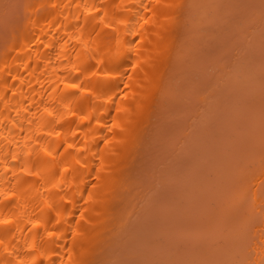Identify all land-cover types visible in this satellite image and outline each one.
I'll return each instance as SVG.
<instances>
[{"label": "bare ground", "instance_id": "bare-ground-1", "mask_svg": "<svg viewBox=\"0 0 264 264\" xmlns=\"http://www.w3.org/2000/svg\"><path fill=\"white\" fill-rule=\"evenodd\" d=\"M21 1L0 264H264V0Z\"/></svg>", "mask_w": 264, "mask_h": 264}, {"label": "rangeland", "instance_id": "rangeland-1", "mask_svg": "<svg viewBox=\"0 0 264 264\" xmlns=\"http://www.w3.org/2000/svg\"><path fill=\"white\" fill-rule=\"evenodd\" d=\"M15 3H13V5H14ZM17 5H21V6H25V3L23 2V0L20 2V3H18ZM12 6V5H11ZM7 7H10V5L9 6H7ZM13 7V6H12ZM16 8H17V6H16ZM10 9H11V7H10ZM15 9V8H14ZM9 9H7V11H8ZM17 10V9H16ZM19 10V9H18ZM21 10H22V7H21ZM2 11V10H1ZM0 11V12H1ZM15 10H13V12H12V15H13V13L15 14L16 12H14ZM24 11V7H23V10H22V13H24L23 12ZM11 12V11H10ZM2 13H0V15H1ZM24 14H21V16H23ZM20 16V17H21ZM0 18H2V17H0ZM23 18H24V16H23ZM23 18H21V19H23ZM18 19V18H17ZM16 19V20H17ZM19 20V19H18ZM17 20V21H18ZM13 21H15V20H13ZM10 23H12V22H10ZM16 23V22H15ZM13 25V24H12ZM2 28H4V27H2ZM10 28V27H9ZM11 29V28H10ZM6 30V29H5ZM1 31H2V29H1ZM3 31H4V29H3ZM10 31V30H9ZM1 33H4V32H1ZM8 33V32H7Z\"/></svg>", "mask_w": 264, "mask_h": 264}]
</instances>
